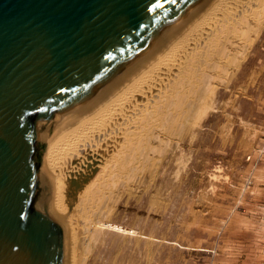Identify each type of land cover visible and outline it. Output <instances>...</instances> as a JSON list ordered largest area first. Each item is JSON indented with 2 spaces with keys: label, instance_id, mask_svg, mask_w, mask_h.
I'll return each instance as SVG.
<instances>
[{
  "label": "water",
  "instance_id": "1",
  "mask_svg": "<svg viewBox=\"0 0 264 264\" xmlns=\"http://www.w3.org/2000/svg\"><path fill=\"white\" fill-rule=\"evenodd\" d=\"M208 0H0V264H62L45 137Z\"/></svg>",
  "mask_w": 264,
  "mask_h": 264
},
{
  "label": "rangeland",
  "instance_id": "2",
  "mask_svg": "<svg viewBox=\"0 0 264 264\" xmlns=\"http://www.w3.org/2000/svg\"><path fill=\"white\" fill-rule=\"evenodd\" d=\"M246 48L201 123L104 200L89 264H264V21Z\"/></svg>",
  "mask_w": 264,
  "mask_h": 264
},
{
  "label": "bare ground",
  "instance_id": "3",
  "mask_svg": "<svg viewBox=\"0 0 264 264\" xmlns=\"http://www.w3.org/2000/svg\"><path fill=\"white\" fill-rule=\"evenodd\" d=\"M263 21L264 0H208L114 86L47 134L43 187L63 228L62 264H89L87 247L110 226L104 200L133 183L165 151L169 135L199 125Z\"/></svg>",
  "mask_w": 264,
  "mask_h": 264
}]
</instances>
